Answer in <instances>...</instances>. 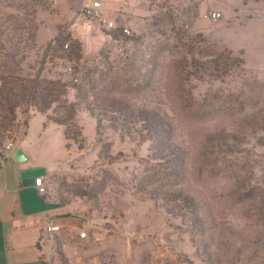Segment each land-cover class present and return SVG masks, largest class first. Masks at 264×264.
I'll return each mask as SVG.
<instances>
[{
  "label": "rangeland",
  "instance_id": "rangeland-1",
  "mask_svg": "<svg viewBox=\"0 0 264 264\" xmlns=\"http://www.w3.org/2000/svg\"><path fill=\"white\" fill-rule=\"evenodd\" d=\"M33 1L37 5V30L34 47L28 52L27 59L46 77L60 78L70 87L77 84L73 77H78V83L82 81L85 85V68L104 69L106 66L112 67L114 81L129 82L128 88L135 90L138 88L135 81L140 78L128 68L134 59L133 52L166 50L169 60L181 57L182 50L189 46L225 54L242 51L241 68L220 80L221 83L187 85L180 91L177 82L153 81L148 95L172 97L177 102L181 97L188 106L185 108L187 127L195 129L213 124L236 125L239 113L252 99H264V0H148L152 10L145 17L150 13L173 11L182 17L181 29L185 37L179 43L169 30L165 34L156 32V28L147 32L144 17L143 32H139L138 25L128 26L131 33L145 39V44L137 51L131 44L112 40L106 34L107 29L93 22L87 24L82 19L75 20L73 8L67 13L68 10L54 5L51 0ZM208 10L220 11L221 18L215 22L204 18ZM14 15V9L0 4V25ZM12 25L7 24V29ZM116 25L124 24L117 20ZM75 39L82 43L79 64L73 62L75 57L70 48L64 47L65 43L69 45ZM54 49L58 55L67 52L71 60L64 57L54 66L48 58ZM72 93L70 88L69 99ZM17 118L22 124L20 131L18 129L19 136L16 138L18 131H12L10 135L19 146L22 133H27L25 142L32 152L31 164L44 174L46 195L58 204L60 211L68 213L69 220L84 226L90 218L99 222L91 235V246L68 244L63 248L67 261L60 259L55 233L45 229L39 231L33 247L57 264H207L199 257L201 251H208V264H264V183L261 182V189L254 186L252 196L245 200L242 196L233 198L232 202L225 197L209 199L208 213L213 216L206 223L205 244L197 247L195 239L201 236L190 227L188 215L170 216L160 201H140L133 192V178L145 170L148 141L109 129L97 134L95 120L89 113L79 110L73 124L80 129V149L72 142L66 145L64 128L47 120L46 114L20 110ZM247 149V158L226 162L228 175L238 177L234 181L244 179L245 185L249 178H253L250 180L253 184L256 177L259 182L264 180V146L248 144ZM221 184L225 181H220V188ZM71 190L84 195L73 197ZM41 194L38 201L46 203ZM260 194L262 197L259 198ZM60 197L71 201H57ZM251 201L256 205L262 201L263 209L247 212L243 206ZM102 226H107V231ZM14 239L19 244L18 236L9 237L10 241ZM24 254L27 258L30 255L29 252ZM77 254L88 259L77 263ZM12 256H8L10 264L14 263ZM0 258L5 259L4 256Z\"/></svg>",
  "mask_w": 264,
  "mask_h": 264
},
{
  "label": "trees",
  "instance_id": "trees-1",
  "mask_svg": "<svg viewBox=\"0 0 264 264\" xmlns=\"http://www.w3.org/2000/svg\"><path fill=\"white\" fill-rule=\"evenodd\" d=\"M0 4L16 12L0 25V159L5 155L4 143L14 141L10 132L20 127L17 118L20 110L46 114L47 120L64 128L66 145L72 142L80 149L81 133L73 121L79 110L85 111L95 120L97 134L109 129L149 142L145 170L133 178V192L140 201H160L170 216L188 215L190 227L201 236L195 239L197 247L205 244L206 223L213 216L208 213L209 199L225 197L232 202L233 198L242 196L245 200L252 196L254 186L261 189L264 180L259 182L257 177L255 185L250 181L253 178H246L248 185L244 179L234 181L238 177L228 175L227 161L247 158L248 144L264 146V99H252L239 113L236 125L213 124L195 129L187 127L185 108L188 106L181 97L177 102L172 97L148 95L153 81L177 82L180 91L187 85L221 83L220 80L241 68L242 51L225 54L189 46L182 50L181 57H172L169 61L166 50L148 52L145 49L146 53H132L134 59L128 67L140 78L135 81L137 89H129V82L114 81L112 67L106 66L104 69L85 68L87 84L80 81L70 87L67 81L42 75L27 59L37 30L34 1L0 0ZM144 20L147 32L156 28V32L165 34L169 30L179 43L185 37L182 17L173 11L150 13ZM10 23L13 25L7 29ZM106 34L114 41L131 44L135 51L145 44L143 36L125 34L120 26L107 29ZM54 43L57 45L58 40ZM68 47L75 57L73 62L79 64L82 43L75 39ZM64 57L71 60L67 52L58 55L55 49L48 56L54 66ZM70 88L73 93L69 99ZM48 111L51 114H47ZM223 180L225 184H221V189ZM227 180L230 181L226 183ZM71 193L73 197L84 195L75 190ZM57 201L70 202L71 199L60 197ZM243 207L247 212L260 211L263 204L251 201ZM207 254L208 251H201L199 257L208 264Z\"/></svg>",
  "mask_w": 264,
  "mask_h": 264
},
{
  "label": "crops",
  "instance_id": "crops-1",
  "mask_svg": "<svg viewBox=\"0 0 264 264\" xmlns=\"http://www.w3.org/2000/svg\"><path fill=\"white\" fill-rule=\"evenodd\" d=\"M85 1L88 0H51L54 5L68 10L67 13L73 8L75 20L82 19L88 24L91 22L86 21L79 15L80 5ZM101 1L103 12L107 17L114 19L115 22L120 20L124 24L122 26L133 27L138 25L139 29L142 30H139V32H143V18L149 13L148 0ZM137 20H140L139 23H137ZM94 25L97 24L94 23ZM25 127L29 131L30 128L27 122ZM19 131L16 138L19 136ZM26 137L27 133L23 132L19 140V146L15 145L13 141L12 150L5 152L4 157L0 159V256L5 257V259L2 258L4 262L0 258V264H10L8 261L10 254L14 257L13 264H57V261H54L50 256L39 252L33 247L35 240L38 238V232L45 229L46 221L51 219L60 226V229L54 232V237L57 242V251L61 256L60 259L64 261L68 260L63 250L66 245L91 246V235L99 227V222L96 218H90L84 226L83 223L77 224L69 220L66 216L68 213L60 211L58 204L49 195L43 194L47 200L46 203L38 201L42 198V194L39 193L34 184V177L36 175L44 176V174L38 172L39 168L31 164L32 152L28 143L25 142ZM16 147L23 149L27 155V160L18 162L12 157V151ZM102 227L104 231H107V226ZM80 229L86 230V237L81 238L78 236ZM11 236L13 238L18 236L19 244L15 239L10 241L9 237ZM24 252H29L28 258ZM86 259L88 258L82 254L75 255V262L77 263L84 262Z\"/></svg>",
  "mask_w": 264,
  "mask_h": 264
},
{
  "label": "built area",
  "instance_id": "built-area-1",
  "mask_svg": "<svg viewBox=\"0 0 264 264\" xmlns=\"http://www.w3.org/2000/svg\"><path fill=\"white\" fill-rule=\"evenodd\" d=\"M79 15L88 22L96 23L98 26L105 29H113L117 27L114 19L107 17L103 12V3L101 0H88L80 5ZM222 14L217 10H208L204 13V18L211 21H217L221 18ZM121 30L125 34H131V30L127 26H120ZM65 48L68 47V43H65ZM71 67H68V70L71 71ZM75 83L79 82L78 77H73L72 79ZM4 152L12 150V141H8L3 146ZM34 184L37 190L43 194H46V187L44 185V178L41 175H36L34 177ZM60 229V226L56 224L53 220L49 219L45 223V230L47 232H55ZM78 236L84 238L87 236L85 229H80Z\"/></svg>",
  "mask_w": 264,
  "mask_h": 264
},
{
  "label": "water",
  "instance_id": "water-1",
  "mask_svg": "<svg viewBox=\"0 0 264 264\" xmlns=\"http://www.w3.org/2000/svg\"><path fill=\"white\" fill-rule=\"evenodd\" d=\"M12 157L18 162H23L27 160V155L25 154V152L23 151L21 147H16L12 151Z\"/></svg>",
  "mask_w": 264,
  "mask_h": 264
}]
</instances>
